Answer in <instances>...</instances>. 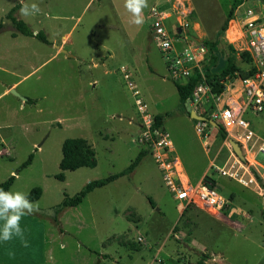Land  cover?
<instances>
[{
	"label": "rangeland",
	"instance_id": "1",
	"mask_svg": "<svg viewBox=\"0 0 264 264\" xmlns=\"http://www.w3.org/2000/svg\"><path fill=\"white\" fill-rule=\"evenodd\" d=\"M231 2L148 0L143 24L135 25L125 0H23L41 8L32 17H21L22 0H0V181L14 175L9 191L27 196L39 186L41 195L31 203L48 210L24 215L23 235L0 241V264H264L263 198L253 175L264 182V152L258 149L264 143V113L246 114L256 141L242 151L243 160L219 128L201 123L198 133V121L188 116L168 77L147 17L153 5L167 8L171 16L164 23L171 36L179 26L181 39H218L242 72L249 61L241 56V45L236 49L227 39L250 15L264 24V0L240 4L219 37ZM15 5H20L16 16L42 31L47 43L15 31L5 17ZM10 88L34 102L22 101ZM137 97L152 117L163 116L161 127L191 179L208 176L228 201L224 209H182L175 202L150 147L141 141ZM206 107L198 110L207 113ZM68 137L84 138L96 165L63 170L58 179L61 145ZM140 149L147 154L131 173L54 215L65 195L121 171ZM31 153V162L21 167Z\"/></svg>",
	"mask_w": 264,
	"mask_h": 264
},
{
	"label": "built area",
	"instance_id": "2",
	"mask_svg": "<svg viewBox=\"0 0 264 264\" xmlns=\"http://www.w3.org/2000/svg\"><path fill=\"white\" fill-rule=\"evenodd\" d=\"M170 16L171 12L167 8L154 5L147 12L152 38L162 54L172 82L182 84L195 72L200 74L201 80L186 100L191 109L206 118V121H198L196 131L201 132V123L206 125L208 120L215 121L228 138L238 142L242 151L246 152L250 142L254 144L256 141L246 114L264 113V24L258 21L259 16L250 15L238 28V43L234 39L231 41L235 48L241 45V52L249 54L254 73L245 77H227L222 91L215 93L205 81L203 73L208 54L207 46L200 40L181 39L180 34L174 33L171 36L164 23ZM128 77V73H124L126 80ZM128 85L131 86L130 81ZM137 94L134 91V95ZM134 102L139 114L138 130L141 141L150 147L163 184L175 202L182 209H224L228 201L215 190L214 185L204 179L205 174L197 181L189 179L181 160L175 154L168 133L161 126L154 127V119L140 98H135ZM203 103L207 104V113L198 110V106ZM258 149L264 152V143ZM209 168L215 170L212 165Z\"/></svg>",
	"mask_w": 264,
	"mask_h": 264
},
{
	"label": "trees",
	"instance_id": "3",
	"mask_svg": "<svg viewBox=\"0 0 264 264\" xmlns=\"http://www.w3.org/2000/svg\"><path fill=\"white\" fill-rule=\"evenodd\" d=\"M246 0H232L230 9L226 15V18L223 21V24L219 30V37L224 33L227 28L228 22L233 18V13L235 9ZM20 8V5H15L10 8L8 13L5 15L7 19L12 23L13 28L22 35L35 37L36 39L47 43L48 40L45 34L42 31L34 32L21 18L16 16V10ZM0 22V28H1ZM208 49V57L203 65V73L205 76V81L210 85L211 90L215 93L222 91L224 84L223 82L227 77H245L254 73V68L251 65V59L247 52H241V56H245L249 61V68L245 71L239 72L238 66L235 61V56L227 54L223 49V46L220 44L218 39L214 41H204L203 42ZM227 48L231 51H234L232 45L228 44ZM208 60V61H207ZM220 64V65H219ZM201 80L200 74L195 72L192 76L189 77L184 83H174L179 100L181 103H185L186 100L192 95L195 85ZM28 103H33L34 100L28 98L26 100ZM154 127H159L162 124L163 116L160 114H155L154 117ZM221 134H225L222 128H219ZM61 159L59 161L60 172L56 175V178H63V170H75L79 167H94L96 165V160L94 156V150L91 145L82 137H68L65 138L61 145ZM147 154L146 149H140L135 156V158L121 171L113 174H109L103 178H97L87 182L78 192L72 196L65 195L63 199L58 203L54 208V215H57L65 207L76 206L83 198L96 188H100L113 180L117 179L120 176H125L131 173L136 165L139 163L141 158ZM32 153L28 155L27 159L22 163L21 167L27 166L32 160ZM255 180L257 181L259 187L262 190L263 198V209L262 215L264 218V182L261 178L253 172ZM208 176H204V179H208ZM15 179L14 175L8 176L5 180L0 181V189L9 191L11 184ZM194 181V180H193ZM42 192V189L39 186L33 187L29 195L27 196L31 202L38 200ZM148 202L150 205L154 206V202L151 198L148 197ZM54 221H57V218L54 217Z\"/></svg>",
	"mask_w": 264,
	"mask_h": 264
},
{
	"label": "clouds",
	"instance_id": "4",
	"mask_svg": "<svg viewBox=\"0 0 264 264\" xmlns=\"http://www.w3.org/2000/svg\"><path fill=\"white\" fill-rule=\"evenodd\" d=\"M124 6L131 14V22L141 25L144 22V9L148 8V0H125ZM41 12L37 3H23L20 8L21 17H32ZM33 209L27 194L21 191H5L0 189V241H8L13 235L22 236L21 218L30 214Z\"/></svg>",
	"mask_w": 264,
	"mask_h": 264
},
{
	"label": "water",
	"instance_id": "5",
	"mask_svg": "<svg viewBox=\"0 0 264 264\" xmlns=\"http://www.w3.org/2000/svg\"><path fill=\"white\" fill-rule=\"evenodd\" d=\"M175 33L176 34H180L181 33V27H176L175 29ZM64 53H66V51L64 49H61ZM9 92L14 94L15 96L19 97L22 101H26L27 99L23 96H21L19 93H17V91L14 89V88H10L9 89ZM184 107H185V110L186 112L188 113L189 117L191 119H194V120H197V121H206V118L202 115H199L197 114L193 109H191L187 103L185 102L184 103ZM208 123L215 127V128H219L218 124L215 122V121H212V120H208ZM228 143L233 151V153L240 159V160H243L244 159V155H243V152H242V149L239 145L238 142L232 140V139H228ZM33 211H36V212H43V213H48V210H40V209H36V208H33L32 209ZM52 213V212H51ZM53 214V213H52Z\"/></svg>",
	"mask_w": 264,
	"mask_h": 264
},
{
	"label": "crops",
	"instance_id": "6",
	"mask_svg": "<svg viewBox=\"0 0 264 264\" xmlns=\"http://www.w3.org/2000/svg\"><path fill=\"white\" fill-rule=\"evenodd\" d=\"M255 15L258 16L257 14H255ZM238 28H239V27H237L236 30L234 31V34H232V35H233L232 40H233V39H236L235 36L238 35ZM226 29H227V28H226ZM226 29H225V30H226ZM15 31H16V30H15ZM33 31H34V30H33ZM16 32H17V31H16ZM34 32H36V31H34ZM226 32H227V31H226ZM226 32H225V37H226ZM17 33H19V32H17ZM24 36H25V35H24ZM29 37H31V36H29ZM32 38H33V37H32ZM227 40L229 41L230 44L233 43V42L231 43V41H232L231 39H227ZM232 45L234 46V44H232ZM234 47H235V46H234ZM234 47H233V48H234ZM234 49H235V48H234ZM236 49H237V48H236ZM123 70L125 71V68H124V67L121 68V71H122V72H123ZM124 73H128V72L125 71ZM128 75H129V73H128ZM225 82H226V81H225ZM173 84H174V82H173ZM145 105H146V104H145ZM146 107H147V106H146ZM188 116H189V115H188ZM153 117H154V115H153ZM218 126H219V125H218ZM137 127H138V124H137ZM219 128H221V127L219 126ZM217 129H218V128H217ZM228 139H229V138H228ZM181 163H182V161H181ZM183 167H184V166H183ZM184 169H185V167H184ZM185 171H186L187 175L189 176V179H190L191 181H193V179H191V177H190V175H189V173L187 172L186 169H185ZM194 181H196V180H194Z\"/></svg>",
	"mask_w": 264,
	"mask_h": 264
}]
</instances>
